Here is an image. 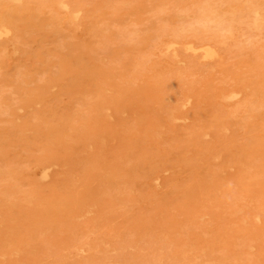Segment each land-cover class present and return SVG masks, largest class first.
I'll return each instance as SVG.
<instances>
[{
  "label": "rangeland",
  "instance_id": "obj_1",
  "mask_svg": "<svg viewBox=\"0 0 264 264\" xmlns=\"http://www.w3.org/2000/svg\"><path fill=\"white\" fill-rule=\"evenodd\" d=\"M13 1L0 264H264V0Z\"/></svg>",
  "mask_w": 264,
  "mask_h": 264
},
{
  "label": "bare ground",
  "instance_id": "obj_2",
  "mask_svg": "<svg viewBox=\"0 0 264 264\" xmlns=\"http://www.w3.org/2000/svg\"><path fill=\"white\" fill-rule=\"evenodd\" d=\"M11 1H13V0H11ZM19 1H20V0H19ZM19 1H18V2H19ZM166 1H167V0H166ZM166 1H165V2H166ZM206 1H207V0H206ZM243 1H244V0H243ZM258 1H259V0H258ZM13 2H14V1H13ZM15 2H16V1H15ZM232 2H233V1H232ZM241 2H242V1H241ZM253 2H255V0H254ZM19 3H21V1H20ZM263 3H264V2H263ZM32 4H33V2H32ZM163 4H164V1H163ZM240 4H241V3H240ZM13 5H14V4H13ZM34 5H35V4H34ZM62 5H63V4H62ZM200 5H201V4H200ZM203 5H204V3H203ZM223 5H224V4H223ZM223 5H222V6H223ZM51 6H52V5H51ZM201 6H202V5H201ZM201 6H200V8H201ZM11 7H12V6H11ZM13 7H14V6H13ZM39 7H40V6H39ZM163 7H164V6H163ZM8 8H9V7H8ZM16 8H17V7H16ZM214 8H215V7H214ZM10 9H11V8H10ZM17 9H18V8H17ZM20 9H21V7H20ZM4 10H5V9H4ZM31 10H32V9H31ZM33 10H34V9H33ZM206 10H207V9H206ZM20 11H21V10H20ZM77 11H78V10H77ZM77 11H76V12H77ZM10 12H12V10H10ZM14 12H15V10H14ZM32 12H33V11H32ZM80 12H81V11H80ZM197 12H199V11H197ZM201 12H202V11H201ZM201 12H199L198 14H201ZM207 12H209V11H207ZM3 13H4V11H3ZM6 13L8 14L9 12H6ZM17 13H20V12H17ZM256 13H257V11H256ZM11 14H14V13L12 12V13H10L8 16H11ZM54 14H55V13L53 12V15H54ZM205 14H206V13H205ZM24 15H25V13L22 15V17H24ZM77 15H79V14L77 13ZM203 15H204V14H203ZM217 15H218V14H217ZM246 15H247V14H246ZM255 15H256V14H255ZM14 16H16V13H15ZM28 16H29V15H28ZM74 17H75V18H73V19H76V16H74ZM216 17H217V16H216ZM226 17H227V20H228V18H229L230 16H229V17L226 16ZM240 17H241V16H240ZM13 18H14V17H13ZM13 18L11 17V19H13ZM18 18H19V17H18ZM201 18H202V17H201ZM205 18H206V17H205ZM205 18H204V19H205ZM213 18H214V17H213ZM217 18H218V17H217ZM230 18H231V17H230ZM235 18H236V17H235ZM14 19H15V18H14ZM14 19H13V20H14ZM16 19H17V18H16ZM16 19H15V21H16ZM20 19H21V18H20ZM20 19H18V20H20ZM55 19H56V18H55ZM187 20H188V19H187ZM187 20H186V21H187ZM199 20H200V19H199ZM199 20H197V21H199ZM202 20H203V19H202ZM202 20H200V21L202 22ZM225 20H226V19H225ZM232 20L237 21V19H236V20H235V19H232ZM238 20H240V19H238ZM246 20H247V19H246ZM15 21H14V22H15ZM189 21H190V19L188 20V22H189ZM191 21H193V20L191 19ZM195 21H196V20H195ZM197 21H196V22H197ZM230 21H231V20H230ZM257 21H258V20H257ZM263 21H264V20H263ZM178 22H179V21H178ZM183 22L186 23V24H188V23L185 22V21H183ZM196 22H195V23H196ZM238 22H239V21H238ZM16 23H18V21H17ZM190 23H191V22H189L188 25H190ZM197 23H198V22H197ZM203 23H204V22H203ZM207 23H209V22L207 21ZM220 23H222V22H220ZM228 23H230V22L228 21ZM192 24H193V23H192ZM192 24H191V26H192ZM201 24H202V23H200V25H201ZM188 25H187V27H189ZM195 25H196V24H195ZM214 25H215V24H213V25H211V26H214ZM228 25H229V24H228ZM234 25H235V24H234ZM236 25H237V24H236ZM255 25H256V24H255ZM216 26H217V23H216ZM223 26L225 27V25H222L221 27H223ZM11 27H12V26H11ZM182 27H183V25H182ZM184 27L186 28V25H185ZM195 27L197 28V27H199V26H195ZM201 27H202V25H201ZM219 27H220V26H219ZM224 27H223V28H224ZM235 27H236V26H235ZM165 28H166V27H165ZM196 28H195V29H196ZM207 28H208V27H207ZM214 28H216V27L214 26ZM162 29H163V28H162ZM195 29H194V31H195ZM8 30H9V29H8ZM196 30H197V29H196ZM200 30H202V29H200ZM200 30H199V32H200ZM215 30H216V29H215ZM215 30H213L214 33H215ZM217 30H218V29H217ZM217 30H216V32H217ZM221 30H222V28H221ZM223 30H224V29H223ZM163 31H164V29H163ZM192 31H193V30H192ZM225 31H226V30H225ZM5 32H6V31H5ZM197 32H198V31H197ZM201 32H202V31H201ZM253 32H254V31H253ZM16 33H18V32L16 31ZM167 33H168V32H167ZM187 33H188V32H187ZM190 33H191V32H190ZM193 33H194V32H193ZM3 34H5V33H3ZM7 34H8V33H7ZM96 34H97V33H96ZM184 34H185V32H184ZM184 34H183V35H184ZM205 34H207V33H205ZM220 34H221V33H220ZM5 35H6V34H5ZM18 35H19V34H17L16 36H18ZM191 35L193 36V34H191ZM199 35H200V34H199ZM250 35H252V34L250 33ZM250 35H248V36L251 37ZM6 36H7V35H6ZM61 36H62V35H61ZM184 36H185V35H184ZM201 36H202V35H200V37H201ZM213 36H215V35H213ZM252 36H254V35H252ZM127 37H128V36H127ZM193 37H196V36L194 35ZM200 37L198 36V38H200ZM211 37H212V36H211ZM211 37H210V38H211ZM216 37H218V36H216ZM220 37H221V36H219V37L216 38V39H220ZM14 38H15V37H14ZM14 38H13V39H14ZM133 38H134V37H133ZM179 38H181V37L179 36ZM201 38H202V37H201ZM206 38H207V36H206ZM213 38L215 39V37H213ZM236 38H237V40H238V39L240 38V35H239V38H238V37H236ZM184 39H185V38H184ZM191 39H192V38H191ZM195 39H197V38H195ZM203 39H204V38H203ZM207 39H208V38H207ZM214 39H211V40H214ZM216 39H215V40H216ZM244 39H245V38H244ZM248 39H249V38H248ZM254 39H255V38H254ZM254 39H253V41H254ZM11 40H12V39H11ZM215 40H214V41H215ZM12 41H13V40H12ZM14 41H15V40H14ZM196 41H197V40H196ZM199 41L201 42V41H203V40H199ZM216 41H217V40H216ZM239 41H240V40H238V42H239ZM243 41L246 42V41H248V40L245 39V40H243ZM243 41H242V42H243ZM0 42H1V41H0ZM197 42H198V41H197ZM210 42H211V41H210ZM226 42H228V41H226ZM198 43H199V42H198ZM198 43H197V44H198ZM203 43H205V42H203ZM228 43H229V42H228ZM236 43H237V42H236ZM177 44H178V43H177ZM187 44H188V43H187ZM197 44H196L195 46H197ZM199 44H200V43H199ZM184 45H185V44H184ZM234 45H235V44H234ZM236 45H238V44H236ZM201 47H203V46H201ZM231 47H232V45H231ZM231 47H229V50H230ZM234 47H235V46H234ZM17 48H18V46H17ZM106 48H107V47H106ZM173 48H174V47H173ZM187 48H188V47H187ZM232 48H233V47H232ZM170 49H171V48H170ZM185 49H186V48H185ZM235 49H236V48H235ZM201 50H202V49H201ZM233 50H234V49H233ZM24 51H25V50H24ZM263 51H264V50H263ZM263 51H262V52H263ZM261 54H262V53H261ZM200 55H201V54H200ZM174 56H177V55H174ZM214 56H215V55H214ZM208 59H209V58H208ZM254 59H255V58H254ZM261 59L264 60L263 58H261ZM256 60H257V59H256ZM259 63H260V61H259ZM262 63H263V61H262ZM254 66H256V65H254ZM252 68H254V67H252ZM213 69H214V68H213ZM262 69H263V68H262ZM250 70H252V69H250ZM258 70H259V68H258ZM260 70H261V68H260ZM217 71H218V69H217ZM248 72H249V71H248ZM251 72H252V71H251ZM260 72H262V71H260ZM249 73H250V72H249ZM249 73H248V75H249ZM250 74H251V73H250ZM259 74H260V73H259ZM257 76H258V75H256V77H257ZM230 77H231V76H230ZM235 77H236V76H235ZM238 77H240V76H238ZM238 77H237L236 79H238ZM252 77H253V76H252ZM228 78H229V77H228ZM228 78H226V79H228ZM233 78H234V77H233ZM240 79H241V78H240ZM243 79H245V78H242L241 81H240V83L242 82ZM259 79H260V78H259ZM229 81H230V80H229ZM233 81H234V79H233ZM237 81H238V80H237ZM245 81H247V79H246ZM231 82H232V81H231ZM261 82H263V81H261ZM232 83H233V82H232ZM236 83H237V82H236ZM253 83H254V82H253ZM238 84H239V83H238ZM238 84H236V85H238ZM227 86H228V85H227ZM243 86H244V85H243ZM241 87H242V86H241ZM258 87H259V86H258ZM226 88H227V87H226ZM226 88H225V90H226ZM248 88H249V87H248ZM254 88H255V87H254ZM198 89H199V88H198ZM238 89H239V88H238ZM258 89H259V88H258ZM261 89H262V88H261ZM262 90H263V89H262ZM253 91H254V90H253ZM256 91H257V88H256ZM256 91H255V95L258 93V91H257V93H256ZM263 91H264V90H263ZM263 91H262V92H263ZM118 93H119V92H118ZM236 93H237V92H236ZM239 93H241V92H239ZM263 93H264V92H263ZM251 94H254V93H251ZM251 94H250V95H251ZM259 94H262L261 91H260ZM227 95H228V94H227ZM227 95H226V96H227ZM224 96H225V95L223 94V97H224ZM226 96H225V97H226ZM247 96H248V95H247ZM1 97H3V96H1ZM213 97H214V96H213ZM248 97H249V96H248ZM246 98H247V97H246ZM249 98H251V97H249ZM249 98L247 99L248 103L251 101V100H249ZM260 98H261V96H260ZM227 99H228V98H227ZM188 100H189V99H188ZM253 100H254V99H253ZM253 100H252V101H253ZM247 101H244V102H247ZM257 101H259V100H257ZM244 102H243V104H244ZM261 102H262V101H261ZM248 103H247V104H248ZM258 103H259V102H258ZM263 103H264V101H263ZM249 104H250V103H249ZM249 104H248V106H249ZM259 104H260V103H259ZM259 104H258V105H259ZM251 105H253V103H252ZM263 106H264V104H263ZM235 107L237 108V106H235ZM245 107H246V106H245ZM257 107H258V106H257ZM259 107H260V105H259ZM244 109H245V108H244ZM248 109H249V108H248ZM246 111H247V110H246ZM248 112H249V111H248ZM250 113H251V112H250ZM185 114H186V113H185ZM181 115H182V114H181ZM179 116H180V115H179ZM167 117H168V116H167ZM249 154H250V153H248V155H249ZM251 155H252V153H251ZM253 156H254V155H253ZM248 157H249V156H248ZM249 158H250V160H251L252 157H249ZM247 159H248V158H247ZM250 160H249V161H250ZM254 160H255V159H253V162H254ZM248 165H251V164H248ZM253 168H254V167H253ZM249 171H250V170H249ZM248 174H249V173H248ZM250 175H251V174H250ZM253 175H254V174H252L251 176H253ZM247 178H248V177H247ZM77 200H78V199H77ZM260 207H261V205H260ZM259 210H261V209H259ZM263 211H264V209H263ZM257 215H258V214H257ZM251 224H252V223H251ZM256 227H257V226H256ZM252 228H253V227H252ZM236 229H237V228H236ZM248 229H249V228H248ZM250 229H251V228H250ZM256 229H257V228H256ZM238 230H239V227H238ZM245 230H247V228H246ZM247 231H248V230H247ZM257 231H258V230H257ZM251 232H252V231H251ZM237 233H238V232H237ZM255 233H256V232H255ZM245 234H247V233H245ZM253 234H254V233H253ZM248 235H249V234H248ZM263 235H264V233H263ZM234 236H235V235H234ZM239 236H243V235H239ZM250 236H251V235H250ZM252 236H253V235H252ZM255 236H256V234H255ZM261 236H262V235H261ZM232 237H233V236H232ZM239 238H240V237H239ZM246 238H247V237H246ZM251 238H252V237H251ZM254 238H256V237H254ZM233 239H234V238H233ZM243 239H244V237H243ZM249 239H250V238H249ZM231 240H232V239H231ZM233 241H234V240H233ZM236 241H237V240H236ZM242 241H243V240H242ZM248 241H249V240H248ZM230 243H231L230 245L233 246V245H232L233 243H232V242H230ZM234 243H236V242H234ZM240 243H242V242H240ZM247 243H248V242H247ZM236 244H237V243H236ZM238 244H239V243H238ZM263 244H264V243H263ZM6 246H7V245H6ZM234 246H235V245H234ZM9 248H10V246H9ZM13 248H14V247H13ZM8 250H9V249H8Z\"/></svg>",
  "mask_w": 264,
  "mask_h": 264
}]
</instances>
